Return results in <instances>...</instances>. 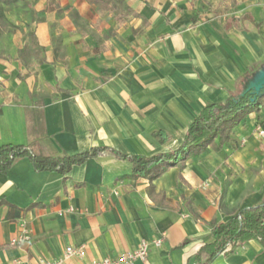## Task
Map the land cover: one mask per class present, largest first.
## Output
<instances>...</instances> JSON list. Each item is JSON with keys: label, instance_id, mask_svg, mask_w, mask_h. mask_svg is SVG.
I'll use <instances>...</instances> for the list:
<instances>
[{"label": "crops", "instance_id": "obj_1", "mask_svg": "<svg viewBox=\"0 0 264 264\" xmlns=\"http://www.w3.org/2000/svg\"><path fill=\"white\" fill-rule=\"evenodd\" d=\"M55 1L57 10L46 9L49 0L35 2L44 20L34 27L43 52L33 67L17 60L22 33H5L0 43L9 56L0 58V146H30L50 157L100 146L165 153L182 143L206 104L244 92L264 70V0H123L147 26L140 18L117 26L85 0ZM62 1L75 11L72 25L51 27ZM258 126L264 109L247 115L219 151L208 148L151 183L108 154L64 176L16 160L0 172V264L58 260L67 247L83 253L62 264H88L143 241L151 242L147 259L132 264H199L212 222L264 203ZM213 264H264V249L249 240Z\"/></svg>", "mask_w": 264, "mask_h": 264}, {"label": "trees", "instance_id": "obj_2", "mask_svg": "<svg viewBox=\"0 0 264 264\" xmlns=\"http://www.w3.org/2000/svg\"><path fill=\"white\" fill-rule=\"evenodd\" d=\"M36 0H0V43L5 42V33L10 36L18 26L5 15V10L16 9L22 12L21 22L24 24L22 33L23 46L17 51V60L27 69L40 61L43 48L39 45L34 27L43 22L34 8ZM95 6L99 14H110L117 26H121L130 18H140L143 26L148 22L145 18L125 4L123 0H85ZM47 10L59 9L55 0L47 2ZM77 28L83 27L82 21L73 16ZM103 50L99 48V51ZM6 51H0V58H7ZM264 109V90L254 93L247 90L242 93L230 94L221 103L206 104L188 124L182 143L173 150L156 153L152 156L125 154L108 147H93L74 156L66 154L50 157L35 154L30 146L5 144L0 146V172L7 173L13 163L21 158L29 160L35 172L54 171L64 176L73 166L81 165L89 159L108 154L117 159L128 161L132 166V176L152 182L173 167L184 166L185 162L204 153L208 148L219 151L223 140L227 139L231 131L243 119L251 114H259ZM153 137L160 141L162 132L153 133ZM167 140L162 139L161 143ZM249 240H256L264 249V203L257 204L237 211L227 221L212 222L209 241L204 242L196 254L195 260L199 264H213L220 254L233 253L238 246ZM187 243L185 240L181 247Z\"/></svg>", "mask_w": 264, "mask_h": 264}, {"label": "built area", "instance_id": "obj_3", "mask_svg": "<svg viewBox=\"0 0 264 264\" xmlns=\"http://www.w3.org/2000/svg\"><path fill=\"white\" fill-rule=\"evenodd\" d=\"M256 134L259 139L264 140V128L262 126H258L256 128ZM204 186L207 187L208 183H205ZM23 238L28 239L26 235H24ZM150 243L151 242L143 241L137 250L128 252L118 258L96 259L89 262L88 264H132L136 260L145 262L147 259ZM153 243L157 245L161 244L162 238L154 240ZM82 253H83V249L81 247L77 249H74L72 247H67L65 248L63 256L58 260H54V261L42 260L40 264H62L63 261L66 260L67 258L73 255L80 256L82 255Z\"/></svg>", "mask_w": 264, "mask_h": 264}, {"label": "rangeland", "instance_id": "obj_4", "mask_svg": "<svg viewBox=\"0 0 264 264\" xmlns=\"http://www.w3.org/2000/svg\"><path fill=\"white\" fill-rule=\"evenodd\" d=\"M62 3H63L62 11L60 13L56 14L55 20L50 25L51 27L56 28V27H63V26L72 25V21H71L70 16L75 14V11L71 10L72 7H70L64 1H62ZM65 13L69 14V20H65L64 19V17H66ZM5 15L12 23H14L16 26L19 27V29H17L16 32H18L19 34L23 33V30H24L25 27H24V24L21 22V18L23 17L22 12H20V11H18L16 9H11V10H7L6 9L5 10Z\"/></svg>", "mask_w": 264, "mask_h": 264}, {"label": "water", "instance_id": "obj_5", "mask_svg": "<svg viewBox=\"0 0 264 264\" xmlns=\"http://www.w3.org/2000/svg\"><path fill=\"white\" fill-rule=\"evenodd\" d=\"M252 90L254 93H259L261 90H264V70L258 72L254 78L248 82V89ZM245 90V91H247ZM244 91V92H245Z\"/></svg>", "mask_w": 264, "mask_h": 264}]
</instances>
